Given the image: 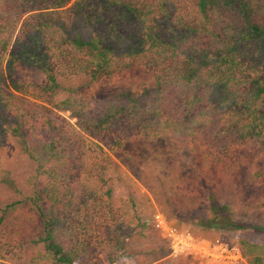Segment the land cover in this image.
<instances>
[{
	"label": "trees",
	"instance_id": "trees-1",
	"mask_svg": "<svg viewBox=\"0 0 264 264\" xmlns=\"http://www.w3.org/2000/svg\"><path fill=\"white\" fill-rule=\"evenodd\" d=\"M20 66L43 78L21 79ZM136 68L151 84L102 100L64 84ZM46 128L48 139L34 138ZM165 134L201 138L220 161L263 140L264 0H0V172L6 144L19 139L37 169L34 191L16 203L28 200L44 225L31 264H76L94 246L112 259L182 264L134 198L113 197L114 161L99 143ZM210 210L220 224L219 206ZM254 228L264 234V223ZM240 248L264 264L263 243L241 239Z\"/></svg>",
	"mask_w": 264,
	"mask_h": 264
},
{
	"label": "rangeland",
	"instance_id": "rangeland-1",
	"mask_svg": "<svg viewBox=\"0 0 264 264\" xmlns=\"http://www.w3.org/2000/svg\"><path fill=\"white\" fill-rule=\"evenodd\" d=\"M18 77L38 83L43 75L33 67L20 66ZM141 81L152 82L149 74L136 68L97 82L88 76H75L64 84L102 100ZM63 114L75 123L70 111ZM49 137L47 128L34 136L38 140ZM99 143L114 161L115 167L109 171L113 197L134 198L142 216L156 223L154 234L159 233L157 229L161 232L157 244H168L172 255L183 254L182 264H249L240 240L264 244V234L254 228L264 223V138L234 149L221 161L201 138L140 135L120 145L115 136L104 135ZM2 163L0 260L31 264L33 252L43 249L38 238L44 225L28 200L16 202L34 191L31 179L37 164L23 153L16 138L6 144ZM10 203L15 205L1 221L3 209ZM212 205L219 206L221 213L216 226L210 220ZM232 222L245 227L230 225ZM226 248H239L242 258L236 260ZM76 264H137V260L132 255L112 259L106 249L94 246Z\"/></svg>",
	"mask_w": 264,
	"mask_h": 264
},
{
	"label": "built area",
	"instance_id": "built-area-1",
	"mask_svg": "<svg viewBox=\"0 0 264 264\" xmlns=\"http://www.w3.org/2000/svg\"><path fill=\"white\" fill-rule=\"evenodd\" d=\"M173 231V230H172ZM172 234V233H171ZM187 246V245H186ZM190 247V246H187ZM227 252L229 251V253L231 252L232 256H234L236 258V260H238L239 258H242V252L239 248H235L234 251L228 250V248L225 249Z\"/></svg>",
	"mask_w": 264,
	"mask_h": 264
}]
</instances>
